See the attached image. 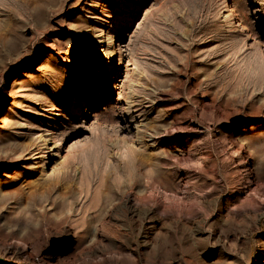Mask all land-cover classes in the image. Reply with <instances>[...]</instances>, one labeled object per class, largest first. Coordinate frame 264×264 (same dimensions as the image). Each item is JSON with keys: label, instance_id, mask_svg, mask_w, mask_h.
<instances>
[{"label": "rangeland", "instance_id": "1", "mask_svg": "<svg viewBox=\"0 0 264 264\" xmlns=\"http://www.w3.org/2000/svg\"><path fill=\"white\" fill-rule=\"evenodd\" d=\"M0 258L264 264V0H0Z\"/></svg>", "mask_w": 264, "mask_h": 264}, {"label": "water", "instance_id": "2", "mask_svg": "<svg viewBox=\"0 0 264 264\" xmlns=\"http://www.w3.org/2000/svg\"><path fill=\"white\" fill-rule=\"evenodd\" d=\"M0 264H15V263H10L0 258Z\"/></svg>", "mask_w": 264, "mask_h": 264}, {"label": "bare ground", "instance_id": "3", "mask_svg": "<svg viewBox=\"0 0 264 264\" xmlns=\"http://www.w3.org/2000/svg\"><path fill=\"white\" fill-rule=\"evenodd\" d=\"M56 150H57L56 146H53L52 151H56ZM55 155H58V154H55Z\"/></svg>", "mask_w": 264, "mask_h": 264}]
</instances>
